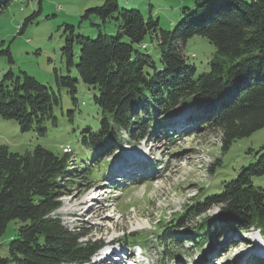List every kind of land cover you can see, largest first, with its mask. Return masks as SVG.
Instances as JSON below:
<instances>
[{
	"label": "trees",
	"instance_id": "16d2710c",
	"mask_svg": "<svg viewBox=\"0 0 264 264\" xmlns=\"http://www.w3.org/2000/svg\"><path fill=\"white\" fill-rule=\"evenodd\" d=\"M13 1L0 0V15ZM193 1L194 8L185 7L173 29L160 27L152 14L122 8L118 0H104L83 15L88 20L96 17L103 25L117 22L116 36L100 32L91 38L66 25L63 55L70 67L75 64V46L81 47L76 69L84 83L98 90L95 101L101 109V125L98 131L85 130L83 149L92 157L77 170L70 165L69 146L59 153L39 144L31 152L20 153L0 144V236L9 222L21 221L18 236L9 242L10 257L0 256V264L90 262L103 248L104 239H94L84 229H70L55 212L71 187L83 181L89 187L97 184L103 163L116 149L124 148L123 131L127 143L136 145L156 126H165L163 117L157 122L152 113L159 116L190 106L193 116L185 123L219 132L222 153L236 140L264 128V0ZM195 35L216 47L207 70H200L184 53L187 41ZM125 36L128 40H123ZM150 46L159 50V62ZM4 53L11 56L10 49L0 54ZM57 81L70 89L77 102L78 79L57 75ZM57 103L55 90L27 72L21 76L8 71L0 82V115L18 121L23 132L35 130L44 135L48 121L57 125ZM151 106L156 109L140 114L141 107ZM257 153L256 161L236 178L224 181L221 190L201 188L192 205L169 222L161 220V241L173 238L179 249L188 241L203 245L209 234H215L212 227L264 232V190L254 183V178L264 175V151ZM220 164L214 162L211 172L216 174ZM216 206L219 214L204 217ZM189 219L201 221L195 229H183ZM148 238L146 233L128 232L120 240L134 246L138 239ZM168 249L163 252L169 262L176 261L177 255Z\"/></svg>",
	"mask_w": 264,
	"mask_h": 264
},
{
	"label": "rangeland",
	"instance_id": "374dc122",
	"mask_svg": "<svg viewBox=\"0 0 264 264\" xmlns=\"http://www.w3.org/2000/svg\"><path fill=\"white\" fill-rule=\"evenodd\" d=\"M103 1L14 0L2 12L0 53L10 49L11 56L0 54V82L8 71L21 76L27 72L52 87L59 95V103L54 107L57 125L48 121V130L44 135L35 130L23 132L18 121L0 115V144L5 143L12 151L20 153L31 152L39 144L59 153L62 149L67 151L66 146H69L73 153L70 161L72 170L81 168L82 162L87 164L91 161L92 156L86 155L83 149L82 136L88 127L94 131L100 128L101 109L95 101L98 90L79 78L76 63L80 59L81 47L75 46V64L70 67L63 55V47L68 32L66 25L75 26L76 33L91 38H96L100 32L118 34L117 22L113 20L103 25L96 17L83 19L88 8L101 5ZM118 1L122 8L139 9L145 16L152 14L159 19L160 27L165 29H173L182 20L185 7L195 6L193 0ZM91 23L100 24V27ZM123 40L128 38L125 36ZM149 50L159 62V50L153 46ZM215 51L214 44L198 35L191 37L184 47V53L200 70L208 69ZM57 75L78 79L77 102L68 87L59 85ZM148 108L156 109L153 106L141 107L140 114H148ZM189 108L186 106L171 112L173 114L159 116L156 112L152 113V120L155 117L160 122L163 117L166 124L164 127L161 124L156 126L139 144L127 143L128 135L123 131L124 148L116 149L106 159L108 163H103L97 184L89 187L88 181H83L81 185L78 183L71 187L69 193L62 197V206L55 215L60 216L70 229H84L94 239H104V246L99 252L110 246L127 250V244L120 240L124 233L149 234L147 241L138 239L135 242L141 243L147 255L148 262L144 264H170L167 253L163 252L166 247L177 255L175 260L179 264H262L264 240L257 228L239 231L212 227L215 234H209L203 245H192L188 241L180 250L173 238L161 241L158 227L161 220L169 222L187 205H192L199 189L215 186L221 190L224 181L236 178L256 161L257 152L264 151L262 128L236 140L222 153L219 132L185 123L193 116ZM144 153L149 157L146 160L138 157ZM101 159L104 160V157ZM217 161L221 164L214 174L210 168ZM138 164L143 166L137 168ZM254 183L264 190V175L254 178ZM219 211L216 206L204 217L216 216ZM200 221L189 219L183 229L188 226L195 229ZM20 225V220L9 222L0 236L1 257H10L9 242L18 236ZM98 256L100 254L86 264H100L94 262ZM253 257L254 261L250 262ZM136 261L133 255L127 262L143 264Z\"/></svg>",
	"mask_w": 264,
	"mask_h": 264
},
{
	"label": "bare ground",
	"instance_id": "6f19581e",
	"mask_svg": "<svg viewBox=\"0 0 264 264\" xmlns=\"http://www.w3.org/2000/svg\"><path fill=\"white\" fill-rule=\"evenodd\" d=\"M67 150H68V148H67ZM220 212V211H219ZM128 261H130V260H128Z\"/></svg>",
	"mask_w": 264,
	"mask_h": 264
},
{
	"label": "built area",
	"instance_id": "2783aa9c",
	"mask_svg": "<svg viewBox=\"0 0 264 264\" xmlns=\"http://www.w3.org/2000/svg\"><path fill=\"white\" fill-rule=\"evenodd\" d=\"M69 149V148H68Z\"/></svg>",
	"mask_w": 264,
	"mask_h": 264
}]
</instances>
